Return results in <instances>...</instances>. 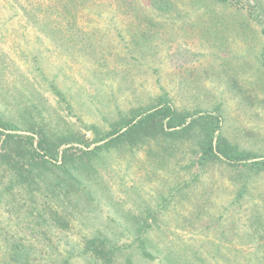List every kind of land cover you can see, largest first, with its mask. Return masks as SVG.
<instances>
[{"label": "rangeland", "instance_id": "obj_1", "mask_svg": "<svg viewBox=\"0 0 264 264\" xmlns=\"http://www.w3.org/2000/svg\"><path fill=\"white\" fill-rule=\"evenodd\" d=\"M151 2L0 0L1 123L40 155L57 146L52 170L31 168L75 169L79 198L50 203L67 228L44 221L47 190L0 162V262L19 241L27 264H63L112 221L108 239L146 242L138 264H264V0ZM162 104L196 122L123 135ZM216 124L238 161L204 156Z\"/></svg>", "mask_w": 264, "mask_h": 264}, {"label": "trees", "instance_id": "obj_2", "mask_svg": "<svg viewBox=\"0 0 264 264\" xmlns=\"http://www.w3.org/2000/svg\"><path fill=\"white\" fill-rule=\"evenodd\" d=\"M150 1H152L151 5H157L160 3V0ZM218 1L227 2L228 0ZM155 2L159 3L155 4ZM1 122L2 121L0 120V126L4 129V131L0 130V162H4L9 166V168H6V170L13 173L16 183H20L22 181L29 182L31 186L30 191H32L30 192V194L33 195L34 192L37 193V191L39 190H47L40 193V195L44 198V201L42 202V204L40 203V208L37 209L38 218H41L44 221L48 222L56 221V223L61 224V227L67 228L69 222L65 221L67 224L63 222L64 217H66V212L65 215L64 213L60 214L58 209H53L51 212L50 203L52 201L65 202L67 200L69 202H74L76 205L77 203H79V198L76 195V184L74 183L72 177V173L75 169L63 168V174H57L56 177H51V175L47 173H36L35 170L31 167H39L41 169L52 170L53 161L45 158L48 157L50 159H57V146L49 145V141L44 138L39 147L45 152V155H40L22 141L23 137L12 133H5V130H12L13 128L10 125H4ZM194 122L196 121H192L187 124L186 118L183 117L179 119V117H177L174 107L168 104H162L137 121H135V119L129 120L126 123L128 130H126L123 135L128 136V134L132 132L137 133L139 130H143L147 126H159V124L163 131H165L166 129L174 131L178 127H182V131H186L191 128L192 125H194ZM220 129L221 127L217 124L214 125V127L204 128V139L207 141V147L204 150V156H214L216 158H219L218 155H222L226 160L230 162L238 161L240 158L239 155L226 144V141L222 137L216 136L217 131ZM121 137L119 139H121ZM214 139H217V141L215 142ZM12 144H22V147L14 146L12 150L10 149V146ZM67 152L68 151H65L63 160H66L67 158ZM18 158H21V160ZM260 164H264V162H261ZM0 167L3 166L0 165ZM15 182H12L10 184V188L8 189V191H12L15 189V185H13ZM69 187L72 190H70ZM49 212L50 216L45 217L44 214ZM90 212L96 213V211L91 210ZM29 216L31 217V214L28 210L25 212V216L22 221L27 224L28 228H32L33 220H29ZM87 218L88 220L90 219V217ZM88 220H86L85 222L87 224H90ZM112 223V221H109V223H106V225H101V227L96 228V230L94 231L95 235L90 239L85 238L82 244L80 241L71 243L70 249L71 251H73V253L69 251L67 259L66 251V259L63 260V264H74V262H77L78 264L79 262H85L86 260L92 261L93 263L97 264H115L116 262H119V255H123L127 258V264H138V255H140L142 259H145L146 257H152L151 253L148 252L146 242H140L138 246H135L132 243H119L115 239H108L105 236L106 233L103 232V230H106L108 225H111ZM113 233L115 234V232ZM28 253L30 254L31 250H28L21 242L16 241V244L14 245L13 251L10 254L9 258L6 260L4 259L0 262V264H27L29 262V259H27ZM162 261L163 263H165L166 258H163ZM179 264L181 263L179 262Z\"/></svg>", "mask_w": 264, "mask_h": 264}]
</instances>
